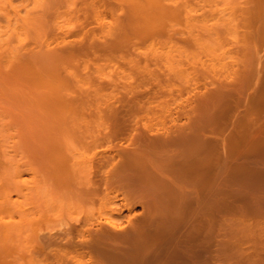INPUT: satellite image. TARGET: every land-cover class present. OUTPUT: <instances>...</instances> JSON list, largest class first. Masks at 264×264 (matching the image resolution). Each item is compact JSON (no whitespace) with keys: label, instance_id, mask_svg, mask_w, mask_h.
Returning a JSON list of instances; mask_svg holds the SVG:
<instances>
[{"label":"rangeland","instance_id":"rangeland-1","mask_svg":"<svg viewBox=\"0 0 264 264\" xmlns=\"http://www.w3.org/2000/svg\"><path fill=\"white\" fill-rule=\"evenodd\" d=\"M203 1L205 9L191 12L198 17L194 26L178 23L169 34L140 36L141 40L132 39L136 44L125 42L111 56L91 51L76 56L70 53L85 44L92 32L100 36L91 38L96 43L113 39L107 28L100 32L99 25L112 21V14L124 18L125 11L115 0H0V190L9 199L6 220L19 224L11 228L5 242L9 264H49V254L56 250H66L85 262L87 256L67 250L66 241L78 242L75 231L86 220L103 223L109 218L126 229L130 218L135 223L144 214L139 204L132 213L124 209L122 195L117 194L116 202L114 194L106 195L103 172L107 167L99 159L134 148L128 147L130 134H136L131 129L147 127L158 134L173 122H185L184 116L181 121H173V116L181 112L188 97L199 101L201 91L208 95L216 87L234 83L246 89L241 98L252 95L257 76L262 80L264 15L253 14V18L251 14L252 25L244 32L238 9L247 2L250 12L256 13L254 0ZM192 78L198 83L195 91H190ZM216 101L212 107L222 128L217 123L218 139L229 134L224 129H233V119L231 113V118L224 113L229 103L225 101L223 109ZM239 111L242 114L243 108ZM262 114L260 123L264 106ZM115 126L125 131L116 133ZM222 130L228 133L224 136ZM207 132L204 135L209 137ZM263 141L247 142L245 172L232 169L239 155L232 166L225 165V170L230 166L228 171L235 170V176L227 174L229 179L222 174L232 187L222 177L219 183L235 194L224 195L228 188L218 184L224 190L216 197L221 201L227 195L232 203L227 197L222 204L216 202L213 235L204 217L188 243L192 247L185 248L190 251H184V259L176 264H264ZM63 158L92 160V167L87 171L83 165L71 166V174L59 175L55 162ZM220 165L223 172L224 164ZM246 169L250 179L244 177ZM126 173L112 172L111 180ZM145 193L136 187L132 194ZM162 260L152 263L162 264Z\"/></svg>","mask_w":264,"mask_h":264},{"label":"bare ground","instance_id":"bare-ground-1","mask_svg":"<svg viewBox=\"0 0 264 264\" xmlns=\"http://www.w3.org/2000/svg\"><path fill=\"white\" fill-rule=\"evenodd\" d=\"M115 1L118 3L120 9H124V18L120 20L112 14V21H109L106 26H104L105 23L102 26L99 25L100 32H103L107 28V33H110L113 39L110 42L96 43L91 38H99L100 36L92 32L90 36L88 35V41L73 49L74 51L72 50L70 55L74 53L77 56L91 51L92 53L111 56L114 52L120 50L125 42H132L133 45L136 44L132 39L141 40L139 38L140 36L152 37L161 32L169 34L170 31H173L174 24L178 23L194 26L198 21V17L191 14V12H196L198 9H205L207 6L203 0H182L180 3H176L174 0ZM254 2L255 10H257V12L255 11L256 13L250 12L251 9L247 7V2H244L243 7H239L238 9L244 32H247L252 25L250 19L252 16L254 18L253 14L259 17L260 14L261 16L264 15V0H254ZM257 16H255L256 19ZM259 17L258 19H261ZM256 24L257 22L254 23V25ZM236 25L238 26V23ZM112 29L118 30L117 33H111L110 30ZM85 32L88 31L86 30ZM85 32L84 34H87ZM72 56L74 57V55ZM259 74L262 80L257 76V82L254 84L252 95L241 98L240 95L244 93L245 87L240 84H220L221 86L211 90L208 95H205V92H199L197 95L200 96H198L199 101L197 102L192 100L191 97H188L186 103L179 109L181 112L179 111L180 113L176 116L172 114L174 117L173 121L177 118L178 121H181L179 118L184 116L185 122L178 125L177 122H173L175 125H169L170 127L168 126V128L163 127L167 128L163 132L157 129L159 132H162L158 134L157 131L155 132L153 129L147 127L143 128V130L131 129L136 134H130L128 147L134 148L131 150L122 149V154L119 152L116 155L109 153L108 155L102 156L99 162L102 161L101 164L107 167V170L103 172L106 195L114 194L112 200L116 202L117 194L118 196L120 194L123 196L121 197V205L124 209L132 213L139 204V206L141 205L144 208V214L141 213L142 217L140 215L139 217L141 218L135 220V223L130 218L125 226L127 227L128 225V229H125L122 224L121 227L120 224L113 223L109 218H105L103 223L97 219L86 220L81 228L75 231L76 237L73 236L79 239L75 240L78 242L67 240L66 248L67 250L68 247L69 249H73L82 258L87 256V260L82 262L76 259V257L71 256L66 250H56L49 254L51 257L48 259L49 264H146L155 263L161 259L166 260L167 263L172 259L176 264L179 260L184 259V251L187 250L185 248H187V245L188 247L191 246L188 243H191L197 235V226L198 224L200 226L203 225V222H205L203 221L204 217H207L210 232L213 235L215 208L219 206H216V202L223 201L233 190L231 188L232 190L229 191V186L232 187L229 184L232 182H229L228 177L232 175L229 176L231 172L228 169H231L235 161L234 159L239 155L241 159L235 162L237 166L232 167V169L234 168L238 172L242 170L245 172L243 166L248 163L246 149H249L246 148L248 146L247 142H253L257 145L264 140V122H259V118L263 115L264 106V66L263 73L261 71ZM189 82L191 85L190 91L198 89L196 78L190 79ZM203 86L205 88V84ZM216 98L218 101L224 99L223 102L220 101L222 104L225 101L227 104L229 103L228 106L230 107H227L229 110L225 108L229 112L224 113H229L227 114L229 118H231V113L233 119V121L231 119L233 129L227 124V127L229 126L228 128L231 127V129H224L229 132L227 135L226 133L228 132L225 131L226 133L224 134L222 130L224 136H226L218 138L220 142L216 137L217 123V127H220L218 122L219 116L217 111L212 107L213 99ZM220 104L218 103L220 108L225 107L224 104L222 107ZM241 107L243 108L242 114L240 112L241 110L239 111ZM223 109L221 110L222 112L225 111ZM224 113L221 114L225 116ZM169 117L171 116L169 115ZM171 118L170 120H172ZM228 119L225 120L230 122V119ZM221 123L220 125H223ZM118 127L115 126L113 128L116 133L124 130ZM163 128L159 129L163 130ZM220 129L222 128L220 127ZM207 131L210 132L209 137H206L207 135L205 133ZM115 132L112 131L110 134L112 135ZM134 137L137 138L136 141H134ZM256 145L254 147L259 146ZM149 154L151 156L147 157ZM91 162L92 160H83L80 162L63 158L55 162V170L59 175H67L73 171L71 166L79 167V165H83L88 171L92 167ZM219 164L224 168V173L219 170ZM225 165L231 166L225 170ZM117 170H123L127 173L119 180H111L112 172ZM234 172L231 173L233 176H235ZM247 173H249V169L246 174L244 173V177L249 175ZM222 174H226L225 177L228 174V181L224 179ZM220 178L221 180L224 179L229 182L227 183L229 186L226 185L227 187H224V185H221L225 183L223 181V183H219ZM232 178L235 180L237 177ZM248 178L250 179V175ZM248 178H245V180H249ZM234 182L239 184L238 179ZM245 182L243 181L244 184ZM249 182L250 180L246 183L249 184ZM218 184L223 186L222 188L224 189L228 188L229 191L228 194L225 190L223 194L227 195L224 197L222 194L223 200L221 201L219 200L221 198L217 199L216 196L219 190L222 193L224 189L221 190L222 188ZM244 184H241L243 188L247 187ZM234 186L238 190L239 186ZM136 187H140L145 191V195H133L132 193ZM237 190L236 192H238ZM222 195L220 196L222 197ZM236 197L233 195V200H236ZM229 198L227 197V201L231 200ZM8 203V195L4 190H0V241H2V244H0V264H9V252L5 242L9 237L11 228L19 225L13 220H6L5 216L8 212ZM202 207L205 211L203 209L201 211ZM119 214L121 215V213ZM119 214L117 213V216ZM125 217L127 218L126 215ZM164 260H162V264Z\"/></svg>","mask_w":264,"mask_h":264}]
</instances>
